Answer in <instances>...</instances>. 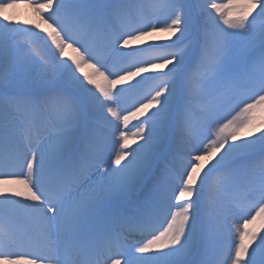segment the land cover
Here are the masks:
<instances>
[{"label":"snow or ice","instance_id":"obj_1","mask_svg":"<svg viewBox=\"0 0 264 264\" xmlns=\"http://www.w3.org/2000/svg\"><path fill=\"white\" fill-rule=\"evenodd\" d=\"M19 6L0 0V264H264V0Z\"/></svg>","mask_w":264,"mask_h":264},{"label":"bare ground","instance_id":"obj_2","mask_svg":"<svg viewBox=\"0 0 264 264\" xmlns=\"http://www.w3.org/2000/svg\"><path fill=\"white\" fill-rule=\"evenodd\" d=\"M20 6L17 9L12 10V14L16 17L17 21H25V20H36L35 14L33 13L31 7L27 6V0H18ZM2 19V18H0ZM23 26V25H22ZM34 27V26H32ZM39 31V30H37ZM42 35H46L44 33H41ZM169 36V35H167ZM174 39V37H173ZM40 45L47 49V45L44 44L43 41H40ZM70 51V50H69ZM139 143V141L137 142ZM129 147H135V144L129 145ZM240 224L243 223V220L239 221ZM262 232H264V229H262Z\"/></svg>","mask_w":264,"mask_h":264},{"label":"rangeland","instance_id":"obj_3","mask_svg":"<svg viewBox=\"0 0 264 264\" xmlns=\"http://www.w3.org/2000/svg\"><path fill=\"white\" fill-rule=\"evenodd\" d=\"M167 35H169V34L166 32H157L151 37H144L142 43H144V44L152 43V42L164 43V42H167L165 39L166 37H168ZM133 46H136V45H133ZM257 115L258 116H264V110H258ZM136 124H137V121L133 120L127 126V130L129 132V142H130L129 145L135 144V143H132V141L135 140V138L131 136V132L136 131V127H135ZM136 142H138V140ZM114 156H115V153H113V159H114ZM105 168H106V166L102 167L101 171H104ZM94 178H96V177H94Z\"/></svg>","mask_w":264,"mask_h":264}]
</instances>
